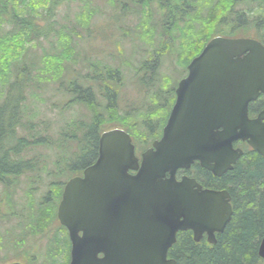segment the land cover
<instances>
[{"label": "trees", "instance_id": "obj_1", "mask_svg": "<svg viewBox=\"0 0 264 264\" xmlns=\"http://www.w3.org/2000/svg\"><path fill=\"white\" fill-rule=\"evenodd\" d=\"M97 1L0 0V180L6 184V197L0 202L5 199L6 205L16 201L18 175L26 176L29 193L36 190L30 178H38L43 181L45 217H55L67 180L97 160L100 136L113 122L130 133L137 149L148 148L161 135L176 100L177 85L166 91L167 105L160 101L163 90L158 82L171 80L161 72L167 54L178 51L188 64L217 35L251 36L264 42V0H104L112 9L120 6L114 14L107 12L109 18L135 24L128 28L140 42L136 52L141 58L137 64L128 60L123 64L134 68V77L150 74L147 79H152L143 87L153 92L152 104L128 111L119 101L126 84L122 65L80 48L81 39L94 36L93 19L101 11ZM69 2L81 3L80 9L75 20L65 16L61 24L58 10ZM242 3L250 6L240 7ZM154 14L160 16L155 24ZM124 29L122 25L121 32ZM49 86L54 95L66 99L47 107L60 110V118L65 119L64 113L74 105L89 113L79 111L50 130L51 122L42 120L40 107L47 101L42 93ZM42 148L55 152L49 156ZM197 167L206 187L229 190L233 215L225 230L216 234L215 243L206 236L196 241L191 230L178 232L168 256L177 264H264L258 253L264 236V156L246 149L222 176ZM14 176L17 181L12 182ZM52 201L55 208L48 205Z\"/></svg>", "mask_w": 264, "mask_h": 264}, {"label": "water", "instance_id": "obj_2", "mask_svg": "<svg viewBox=\"0 0 264 264\" xmlns=\"http://www.w3.org/2000/svg\"><path fill=\"white\" fill-rule=\"evenodd\" d=\"M261 94L264 44L218 35L189 63L162 136L141 157L126 130L104 131L97 160L66 182L58 207L69 264H177L168 252L180 231L215 243L233 215L229 190L176 173L198 161L222 176L244 153L237 140L264 156V109L249 116ZM258 253L264 260V236Z\"/></svg>", "mask_w": 264, "mask_h": 264}, {"label": "rangeland", "instance_id": "obj_3", "mask_svg": "<svg viewBox=\"0 0 264 264\" xmlns=\"http://www.w3.org/2000/svg\"><path fill=\"white\" fill-rule=\"evenodd\" d=\"M97 3L99 4L101 11L97 13L95 18L93 19V24L96 25V30L94 33V36L92 38H84L83 40H80V48L82 50V53H85L87 51H91L94 53L99 59H102L104 61H109L113 65H122V69L124 70L125 74V80L126 84L124 85L123 92L121 94L120 98V107L121 109L124 110H132L133 106L134 108L138 106H148L149 104L151 105V95L153 92L146 91L143 89V87L146 86L147 83L145 81H152V79L148 80L150 77V74H148V79L145 78V76H136L135 75V70L134 68L128 66L127 63L123 64L126 60L131 61L132 63L137 64L138 60L141 58L138 52H136L138 48V43H140L136 37L133 36V33L130 31L128 27L134 26V22L132 20H112V18H109L107 15V12H110L111 14H114L113 12L120 11L118 8H113L110 7L104 0H98ZM71 4V5H70ZM81 6V3L79 2H69L65 3L64 5L61 6V8L58 10V20H60L61 24L64 23L65 16H68V20H75L76 14L79 11ZM250 5H246L244 3L240 4V7H248ZM118 16V15H115ZM160 18L159 15L154 14V24L157 23L158 19ZM124 25V30H120L121 26ZM157 27V26H156ZM125 31L128 32V36L125 35ZM121 34V35H119ZM86 36V35H85ZM117 42L120 43V48L122 49V55L120 48L117 45ZM167 39L165 43L163 44L166 48L167 46ZM178 44V42H177ZM44 46H48V43L43 44ZM174 45L171 44V49H173ZM39 53H42V49L37 50ZM173 55V56H172ZM187 60L186 56H181L178 54V51H174L173 54H167V56L164 57L163 59V66L161 69L162 74H167L170 75L171 77L170 82H158V86L162 88L163 90V95L160 96V101L161 105L162 103H165V105L168 104V100L170 98V93H167L166 91L172 90L175 88V86L180 82L182 78L186 75V69H187ZM77 66V65H76ZM168 84V85H166ZM55 89L52 86H49L47 89L44 90L42 93V96L47 99L46 102L40 104L41 111H42V120H50L51 126L50 130H56L58 128V125L60 123H64L68 118H71L72 116H75L77 113L79 114V111L82 112L84 111L86 114L89 112L86 110H79L82 106L74 105L72 108L68 110V112L64 113L65 119L60 118L57 114L60 112V110L55 109L54 111L49 110L47 107L51 105L52 101L57 102L61 104V102H65L66 99H63L62 95H54ZM165 91V92H164ZM70 97V96H69ZM163 114H167L168 110L163 109ZM77 114V115H78ZM168 119V118H167ZM162 122V120H160ZM116 125H119L116 122H113L110 127H106L107 129H111L116 127ZM160 127V125H158ZM104 131V130H103ZM153 142V141H152ZM42 151L47 154L53 156L54 150L47 149V148H42ZM138 151H141L138 149ZM143 151V150H142ZM51 160V159H49ZM17 177H20V184L18 188L15 189V198L19 199L20 196H23V189L27 187L26 185V176H20L18 175ZM12 179H15V176L12 177ZM11 179V181H12ZM11 183L10 185H12ZM6 184L0 180V198L6 197L4 196L3 192L5 190ZM28 189V187H27ZM13 190L10 191L9 193V198H13ZM44 194V190L42 189L39 192H35V195L37 197L42 196ZM19 195V196H18ZM18 196V197H17ZM20 200V199H19ZM22 202V201H21ZM17 202L12 199L11 200V205L15 207ZM19 204V203H18ZM17 204V205H18ZM23 204V203H22ZM54 204V201L50 202L48 205L52 206ZM23 206V205H21ZM6 203L5 199H3L2 202H0V263L1 261H5V258H9L10 253H3L4 248L7 246L8 241L11 239L8 235V229L12 228V223H9L6 221V215H4L2 212H7L6 208ZM18 209V208H15ZM23 214H21L22 216ZM10 218V217H9ZM18 222H24L23 220H17ZM18 224V227H23L24 224ZM49 239V238H48ZM30 245H35L34 243H30L29 245L25 246H30ZM54 250L57 249V245H53L52 247ZM39 251H43L44 247L38 248ZM17 253V254H16ZM16 253H13L12 256H16L19 258H11V259H21V257H24V254L21 253V250H17ZM46 251L44 252V257H39L38 262L39 264H61L63 261V257H59L57 251H51L50 253ZM43 254V252H42ZM40 255V254H39ZM6 259V260H7ZM68 258L66 259V261ZM37 261V259H35ZM65 263L63 264H66ZM55 262V263H54Z\"/></svg>", "mask_w": 264, "mask_h": 264}, {"label": "flooded vegetation", "instance_id": "obj_4", "mask_svg": "<svg viewBox=\"0 0 264 264\" xmlns=\"http://www.w3.org/2000/svg\"><path fill=\"white\" fill-rule=\"evenodd\" d=\"M250 1H252V0H250ZM228 37H230V36H228ZM232 37H251V36H232ZM252 38H255V37H252ZM256 39H258V38H256ZM258 40H260V39H258ZM262 43L264 44V42H262ZM197 55H199V54L191 56L190 61L187 64L186 75L188 74L189 63ZM186 75L184 77H186ZM177 86H178V84H177ZM177 86H176V88H177ZM176 88H175V96H176ZM252 103H256V105L253 106ZM173 105L171 106V109H172ZM171 109H170V111H171ZM263 109H264V94H261L256 100L251 101L249 103V116L251 118H256ZM116 127H118V126H116ZM116 127H114V128H116ZM107 130H109V129H107ZM161 135L159 136V138L161 137ZM234 147L242 148L243 151H245L246 149L254 150L248 144L247 141H243V140L235 141ZM143 151L142 150L138 151V149L136 147V154L139 157H141V154ZM198 165L201 168H203L198 161H195L189 169H179L176 173L177 179H182L183 176L187 175L189 177L195 178L198 182H200L203 185V187L211 188V187H206L205 186L206 184L202 182V178H201L202 174L199 170H197ZM203 169H205V168H203ZM205 170H207V169H205ZM40 174H42L43 175L42 178H44L45 174L44 173H40ZM82 174H83V172H82ZM30 179L32 180L31 181L32 183H30V184H32V187H34V189H36V190L34 192H31V193L26 192V190L28 191V189H27L28 183L26 182L27 187L25 189H23V192H22L23 196L19 197L20 200L15 198L17 204L18 203L19 204L18 205L16 204L15 207H13L11 205V203H9L6 205L7 206L6 208L8 211L7 212L1 211V213L6 215V216H4V217H6V221L9 223L13 222V224H12V228L8 229V235L11 239L8 241L7 246L3 250V253L9 252L10 256L8 259L5 258V261H3V262L1 261L0 264H6V263H11V262H20L22 264H39L38 259L41 256L45 258V256H44L45 251H46V253L47 252L50 253L51 251H57L58 256L61 258L63 257L62 264L65 263L67 258L69 259V262H70L72 241L70 238L69 230L67 229L66 226H64L61 223L60 219L58 218V207H59V204L61 202L62 195L58 201V204L56 207V213H54L55 217L46 218L44 212H45V208H46L45 206L47 204L44 203V194L42 196H39V197H37L35 195V192H39L42 190L43 181L41 179H38V178L35 179L34 181L32 178H30ZM15 181H17V179H12V182H15ZM64 187H65V185H64ZM63 191H64V188H63ZM63 191H62V194H63ZM21 205H23V206H21ZM52 206H53V208H55V203ZM15 208H18V209H15ZM21 214H23V215L21 216ZM17 220H23L24 222H18ZM17 223H19V224L22 223V224H24V226L18 227ZM31 242L34 243L35 245H30L28 247L25 246V245H29ZM53 245H57V249L54 250L52 248ZM42 246L44 247V250L39 251L38 248H40ZM18 249L21 250V253L24 254V257H21V259H11V258H19L16 256H12V254L16 253V251ZM42 252H43V254H42ZM102 255L103 254H100V256H102ZM35 259H37V261H35ZM69 262L67 264H69Z\"/></svg>", "mask_w": 264, "mask_h": 264}]
</instances>
